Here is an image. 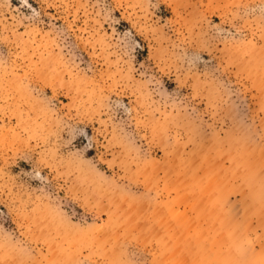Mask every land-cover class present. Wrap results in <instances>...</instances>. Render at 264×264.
I'll return each instance as SVG.
<instances>
[{
  "label": "rangeland",
  "instance_id": "obj_1",
  "mask_svg": "<svg viewBox=\"0 0 264 264\" xmlns=\"http://www.w3.org/2000/svg\"><path fill=\"white\" fill-rule=\"evenodd\" d=\"M0 264H264V0H0Z\"/></svg>",
  "mask_w": 264,
  "mask_h": 264
}]
</instances>
